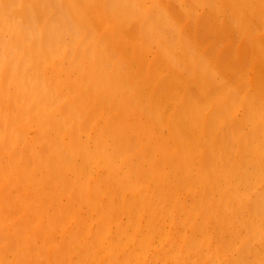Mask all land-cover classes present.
<instances>
[{
  "label": "rangeland",
  "instance_id": "rangeland-1",
  "mask_svg": "<svg viewBox=\"0 0 264 264\" xmlns=\"http://www.w3.org/2000/svg\"><path fill=\"white\" fill-rule=\"evenodd\" d=\"M242 1L243 0H213L202 10H199L197 17L191 12L190 16L192 15V17L189 16L187 19L183 18L182 23L178 25L177 23L181 22L182 18H179L180 15L177 17L176 13L179 14L180 12L178 8L182 11L186 9L188 0H146V3L144 2L146 5L144 8L139 9L140 11L138 10V14L153 9V14L159 15V17L155 18V21L153 19L145 20V25L139 23L135 24L138 27H134L133 30L135 29V32H133L137 33L138 36L136 34L134 36H137V38L139 37L138 40H134L135 37L133 38V33L130 30V33L127 31L129 33L127 39L130 38L129 36H132L130 40L128 39L127 45L129 46L125 45L127 40L125 41L123 36L111 39L109 32H107L105 36L108 37V44L110 42V45H113L115 50L112 49V54H108L110 60L103 58L101 63L106 67L108 72L113 74L118 82V88L114 94H110L109 96L106 94L105 97L100 96L99 99L96 96V86L92 81L86 82V84L82 86L79 83H74L69 86H60V80H58L57 75L50 72V68L56 61L49 59L50 62H48V65L44 62L45 64H42L43 67L38 66L39 62L37 59L41 54L37 59L36 56H34L35 53L31 56L33 52L30 49V44L36 43V39L39 38V33H37L36 37V32L31 34V31L27 29V25L19 27L18 23L17 26L19 30L17 35L9 38L6 36V32L3 33L4 35L2 34L3 41H6L0 44V57L1 55L4 56V59L2 57V59H0V264H67V262L68 264H122V262L125 264L126 262L127 264H191L192 262H194V264H228L230 261L233 262L229 264H248L249 262V264H264V233H258L263 232L262 230L264 229V154H262L264 151L262 131L264 130L261 131V129L264 128V100H261L264 99V95L261 96L262 94H259H264V81L261 83L262 78L264 79V74L262 75V69H264L262 68L264 67V55H261L264 54L262 52V50L264 51V0H249L250 5H252H249V7L253 9V12L250 14L248 13L249 8H240V5L243 4ZM233 2L237 10L231 13V16L233 17L234 14L238 15V13H240L238 17L235 16L237 19H242L243 24L240 26L239 23H237V21L234 22L232 18L231 21L234 22H232L234 28L232 27L231 29V26H227L228 22L221 16L220 12L225 7V4H231ZM56 5L55 3L54 6ZM175 8L177 11H175ZM213 11L214 13H219L222 17V20L219 19L218 21V25H220L218 28L220 30L219 32L224 31L223 34L225 36L221 38L223 34H217L215 35V40L210 39V41L208 40L206 43L203 42V38L200 36L197 23L200 24L199 19L204 13ZM121 14L124 15V11H122ZM124 16H122V18H116V22L121 25L123 30L124 25H126L127 28V24L130 23L129 19L133 20L134 17L132 16H134V12ZM166 16H168L169 19ZM247 17L250 19V24L248 20L245 19ZM178 19L181 20L178 21ZM69 20L67 16L68 25L64 30H68L72 38L78 34H75L76 32H81L82 34L80 33V35L77 36L79 38H76L77 40L74 41L75 43L73 42L74 46L71 43L73 40L71 41V39L67 37L68 39L66 40L69 43L65 45L64 42L62 50L63 55L68 54V58L72 60L80 52V43H83V48L87 47L86 51L90 50L92 53L91 38L97 32L93 35L92 33L97 31V29L91 26L95 24L92 23L93 25H87L88 28L92 30L89 32L87 31V33L89 36L92 35V37L86 40L87 37L83 33L80 25L75 22L76 25L73 24L74 26L72 25L70 27L71 23ZM245 20H247V23ZM151 21H154V25ZM261 22L263 23L261 24ZM175 25L176 27H174ZM258 25L261 27L258 28ZM253 26L254 30L252 28ZM150 27H154L155 42L153 41V44L152 40L154 39L151 40V38H153L154 35L151 37L150 29L152 28ZM235 27L237 30L233 33ZM76 29H79V31ZM260 29L262 30L260 31ZM255 30L256 33H253ZM235 36L238 37L236 38ZM208 37L210 38V36ZM116 39L118 40L116 41ZM139 39L142 40L139 41ZM172 40L174 41V44H172L173 47H177V49H175V47L174 50H179V55H177V52L176 55L173 52L174 55L171 56V52L173 51L171 45V42H173ZM205 40L206 39H204V41ZM220 40L222 44L219 45ZM248 41L249 43L246 44ZM146 42H148V44ZM4 43L6 46H4ZM234 43L237 44L235 45ZM119 44H122V46ZM192 44L196 46V49L199 48L197 51L198 53L195 54L197 56L193 57L196 58L192 60L193 62L191 61V55H193L192 49L194 48ZM214 45L217 46L215 47ZM244 45H246L247 48ZM248 45L250 52L255 56L251 58L250 54V58L253 59H250V63L247 58ZM104 46L105 45H102L101 48ZM162 46H164V48ZM150 47L151 49L153 48V50H150ZM190 47H192L191 50ZM210 47L212 49L218 48L214 49L212 52L213 57L210 56L212 59L210 57L208 58L211 61L213 60V62L210 61L212 66H214L213 68H211V64L209 65V60H204L210 53L203 58L201 56L207 50H209V52L212 51ZM165 48H167L168 51H165ZM244 48L245 50H243ZM196 49H193L194 52ZM143 50L144 54L146 53L145 57H148L144 60L147 61L144 62L146 64L142 62V59H144L141 55V53L143 54ZM159 50L162 54H160ZM162 51H164L166 55ZM188 51H191V54L190 52L188 53ZM223 52L225 53L223 54ZM231 52L236 57V59L234 58L236 61L234 60L232 62H234V64L237 62L236 65L238 64V66L235 68H233L234 66H229L228 70L226 69L227 64H224V66L223 62L226 61L229 55H231L230 59L232 60L234 56H232ZM125 53H129L128 56ZM158 54L160 55L156 56ZM161 55L165 66H167V70L166 68H161L164 65L160 66L161 69L159 68V62H161L159 58ZM189 55L191 56L190 59ZM175 56H179V58H177L178 61L176 59L174 60V58H176ZM245 58L246 61L244 60ZM128 59L130 62H127ZM201 59H203L202 61H204V63L200 61ZM227 62L230 64V61ZM5 63H8V65L5 70H3V65ZM142 63L143 65H141ZM26 64L28 65L26 66ZM14 65L13 71L12 68ZM179 65H181V67H179ZM204 65L208 66V70H211L208 71V77L203 74ZM222 66L224 70H227H225L226 72H224ZM242 66L247 67L248 70H243ZM237 68L240 70L238 69L237 71ZM36 70H38V73L33 74ZM141 70L142 75H140ZM189 70L190 72H188ZM11 71L13 75H11ZM156 71H158L159 75ZM245 71L247 72L245 73L247 79L245 75L243 78L239 77L240 75L243 76V72ZM156 74L158 75L157 77L155 76ZM187 74H189V78L188 76L186 77ZM220 74L226 75H223L224 79L221 78L217 80ZM72 76L73 74L70 75V77ZM138 76H141L140 80ZM172 76H174L173 78L175 79L170 82L169 79H171ZM257 76L259 78L255 79ZM181 77L184 80L186 78L191 80H185L190 90H188V88L181 89L177 87L180 89L179 92H174V87L177 86L174 84L176 78L181 80ZM219 77H222V75ZM236 78H238V80ZM6 80L8 82H6ZM135 80L138 82L141 81V85L139 86V84H136ZM129 81L132 82L134 87L132 91L127 90L128 88H133L130 87ZM232 81L236 83L234 84ZM53 82L55 85H53ZM167 82L171 83V85L172 82H174L173 85L175 86L169 87L167 86ZM254 82H257V84L253 85ZM230 83L234 85L230 87ZM148 84L150 85L148 90H146L148 87L146 89L143 88L145 85L148 86ZM165 84H167L166 89L164 87ZM48 85L53 87V91H50L52 94L49 98H44L43 95L39 96L38 93L40 92L33 95L30 93L29 96L28 92L20 89V86H22L28 91H33L35 88L37 90H44ZM160 85H162V87ZM241 85L242 87H240ZM245 85H247V88ZM195 86L196 88L198 87L197 90ZM218 87L219 91L217 89ZM243 87L246 88L244 92L241 90L244 89ZM169 88L172 89L168 90ZM213 88L214 91L216 89V92L212 91ZM204 89L205 92L203 91ZM162 90L165 91V95ZM192 90H194V92H192ZM169 91H171L172 94L174 93L175 96L179 94L178 97H175L176 103L184 101L188 109L189 104H191L190 110L195 108V103L198 104L203 100V103L206 104V100H210L209 104L207 102L206 105L208 107H204L206 108L204 117H199L198 123L194 125L196 131L193 130L192 120L189 119V122H185V117H178V121L182 119L183 121L175 127L176 131H173L174 129L170 126V117H167L172 110L170 109L168 111L167 108H164L166 104H164L165 101L163 102V98H161L167 95L169 96ZM23 92H25L26 96L23 95ZM171 92L170 96H173ZM212 92H214L213 95L215 94L213 98L211 96ZM240 92L242 93L239 94L242 95L240 99L237 101L235 97L233 100L232 98L235 94L238 95ZM193 93L194 96H192ZM223 93L224 95L221 96L220 94ZM208 94L211 98H209L210 96H208ZM216 94H218L217 97ZM249 94L250 97H248ZM124 95L125 98H123ZM133 96H136V98L132 99ZM251 96H253L254 101L257 103L259 102V104H257L258 106H256V102L252 103L250 106V103L253 101L251 100ZM190 97L193 98L190 100ZM206 97L208 99L205 100ZM170 98L172 99V97ZM237 98H239V96H237ZM248 98H251L249 107H245V104H248ZM161 99L162 103L160 106ZM173 99L171 101H173ZM229 99H232L234 102L237 101V109L233 107L235 104L229 101ZM131 100L133 101L129 105L131 108L124 111V104ZM144 100L146 104H144ZM218 101L226 103V106H228L226 108H228V110L232 108V110H230L231 118L219 117L221 123L218 122L219 124H217L216 122L212 129L206 132V125L210 118L207 117L208 112ZM261 101L263 102L260 104ZM203 103H201L202 106H204ZM152 104L155 108L157 106V110L164 105L162 109H164V112L167 109V115L165 114L164 118L161 116L164 113L160 115L162 118L148 117V111L151 115L150 109ZM261 109H263V111ZM246 110L256 113L261 110L259 113L262 116L249 117L246 123L243 115L246 113ZM135 113L138 117H128L130 114L133 116ZM232 113L234 116L231 115ZM53 118L54 121L43 129L41 122H46ZM158 118L161 123L157 120ZM221 118L224 122H222ZM163 120L165 121L162 123ZM122 122L127 123L123 132L124 149H121L119 145L116 146V136L113 135L114 130ZM157 123L160 124L158 125ZM250 123L253 126H251ZM216 128L217 130H215ZM183 129L184 131H191L192 129L194 133L197 132L196 134H198V136H195L197 139L195 137V140H192L194 138L191 139L194 141V144L192 141L189 145H187L188 143L182 144V142L185 141L183 136L182 138L180 137V132H184ZM149 131L154 132L151 138L148 134ZM252 135L254 136L252 137ZM211 137H213V139ZM247 137L251 139L253 148L251 150L253 151L256 148L252 160L251 157L253 156V152L251 150L247 151L246 149L242 150L241 146L237 143V139L243 140ZM226 140L228 141L226 142ZM257 141H259L257 143L259 145H253L256 144ZM106 143H108V146L104 151L102 147ZM94 145L100 147L103 151V157H97L95 162L88 159L86 156V153L94 149ZM170 148L171 150H169ZM197 148L200 149V153L197 152ZM55 149L59 150L62 158L65 159V164H57L55 162V154L53 152ZM188 149H191L192 152L194 149L195 152L199 153L198 155H196L197 153L195 154L196 157H194V153H191V157H193L190 158V161L192 163L196 161L199 162L204 156L208 157L212 162L219 161V163H221L226 157L227 159H225V161L228 160L229 164L232 165L239 160L240 156H246L247 160H251L245 161L248 164L250 163L249 165L246 164V168L250 166L254 171L253 180H255V182L249 179H239L241 171L234 170L235 173H231L229 179L232 183L237 182L236 186L224 185L222 180L216 179L213 185L200 186L203 188L207 187L205 190L197 187L194 189L196 192H193L192 187L188 183H185L184 186L177 183L180 175L177 171L168 175L170 178L168 183H155L151 185L150 173H148V175L144 173L140 174L134 169L137 165H142L145 169H148L155 166V163L156 165L159 163L157 167H161V165H164L162 164V160L165 156H170L173 160L180 157V155L184 156L190 153ZM137 159L138 161H135ZM127 163H131L130 165L132 166L124 168V165ZM178 163L179 160L177 161V164ZM111 164L116 168V170H114L115 173L113 170L107 169ZM256 164H258L259 167ZM224 165L228 166L226 164ZM256 166L260 171L257 170ZM124 171H129L128 176H130L131 179L129 177L127 179L130 180V183L124 179ZM261 172L263 176L260 175L262 174ZM260 177L262 179H260ZM147 178L149 179L146 185L145 182ZM97 179H99V181H97ZM136 179H138V181ZM131 180L136 184H132ZM251 182H254V184H250ZM226 185H228V189L223 191L222 189ZM241 190L243 194L242 192L240 194L243 196L245 192H249L248 194L245 193L248 195L247 199L245 195L243 197L244 202L242 201L239 204L237 203V197H239V192ZM198 196L202 198L203 204L207 209L203 216H198L202 220L200 225L191 228L192 223L190 215L193 213L190 214L188 209H195L194 207L199 203ZM251 199L256 201H258V199L260 200L259 205L262 207L260 209L261 211L259 212L254 206L250 215L251 217H245L248 213L238 214L236 208L242 209L243 205L248 203ZM132 202L133 205L131 204ZM170 203L173 204L170 205ZM207 203L209 204L207 205ZM142 204L148 206L144 213L141 211V206H144ZM169 206H171V209ZM168 209H170L169 213ZM136 216L138 218H135ZM260 220L261 222H259ZM85 222L87 225L84 224ZM142 223L146 226L142 225ZM229 224L231 225L229 226ZM256 225L260 229L255 227ZM87 226H89V228ZM85 227L87 228L85 229ZM144 227H147L148 230H144ZM123 229L128 230L130 236L134 230L132 236L137 245H134L133 241L132 247L135 246L133 251L122 248L124 247L123 241L121 240L122 234L118 232ZM236 229L237 231H235ZM201 230L203 232H208L206 233L207 235L211 234L208 236L209 239L203 236ZM164 231L167 232L166 238ZM183 232L186 233L183 235ZM198 232L200 233L198 234ZM195 233L197 234L195 235ZM161 234L164 235V237H162ZM244 234L245 238L239 241L240 236L244 237ZM147 236L149 237L148 240H146ZM181 236L183 237L182 239L180 238ZM247 236L250 237L248 238ZM257 236L260 239H258ZM126 237L127 233L124 234V241ZM246 237L248 238L247 240ZM205 238L207 242H205ZM109 240L114 243L113 252L109 251V248L106 247L108 246L107 242ZM156 240L157 242H155ZM259 241L261 242L259 243ZM120 242L121 244H119ZM205 243L207 245H205ZM253 243L255 245H253ZM80 244L81 246H79ZM179 244L180 246H178ZM250 247L251 249L249 250L252 251V253L248 250ZM123 251H126L128 254L125 253V255H123ZM143 251L147 254H144ZM91 252H93L92 259ZM132 252L134 256H131ZM217 253L218 255L216 256ZM255 254L258 255L256 256ZM112 256L115 257L114 260ZM222 258L223 260H221ZM252 258L256 260L252 261ZM193 259L195 261H193ZM111 260H113V262Z\"/></svg>",
  "mask_w": 264,
  "mask_h": 264
},
{
  "label": "bare ground",
  "instance_id": "bare-ground-1",
  "mask_svg": "<svg viewBox=\"0 0 264 264\" xmlns=\"http://www.w3.org/2000/svg\"><path fill=\"white\" fill-rule=\"evenodd\" d=\"M146 1V0H145ZM145 1H142V0H0V44H2L4 41H6V40H4L3 41V33H7V35L6 36H8L9 38H11V37H14L15 35H17L18 34V30H19V28H18V26H17V24L19 23V27L20 26H24V25H27V29L28 30H30L31 31V34H33L34 32H36V37H37V33H39L38 34V36H39V38L38 39H36V43H31L30 44V49L32 50V52L33 53H31V56L35 53V55L34 56H36V59L38 58V56L40 55V57L37 59L38 60V62H39V64H38V66H42V64L44 65L45 63L44 62H46V65H48V62H50V60H52V61H56L55 63H54V65L50 68V72L52 73V74H55V75H57V77H58V80H60V86H62V85H66V86H69V85H71V84H74V83H79V84H81V86L82 85H85L86 84V82H89V81H92L93 82V84L96 86V96L98 97V99L100 98V96H106V94L109 96L110 94H114L115 93V91L117 90V88H118V82L116 81V79H115V77L113 76V74L111 73V72H108L107 71V69H106V67L101 63V61H102V59L103 58H106L107 60H110L109 59V57H108V54H112V52H113V50H115V47L113 48V45H110V42H109V44H108V37H105L106 35H107V32H109V35H110V38L111 39H115V38H118V37H120V36H123L124 37V40L126 41L127 40V43H125V45L126 46H129V45H127L128 44V41L130 40V38L132 37V36H129L130 38H128L127 39V35H129V30L133 33L132 35H133V38H134V40H138V38H137V33H134L135 32V29L133 30V28L135 27H138L137 25H135V24H137V23H139V24H143V25H145V20H147V19H149V20H151V19H155V18H158L159 17V15L157 16V14H153V9L152 10H147L146 12H144V13H140V14H138V10L139 9H142V8H144V6L146 5L145 3ZM177 1V0H176ZM187 1V0H186ZM211 1H213V0H188V6L186 7V9H184L183 11L182 10H180L178 7H176V8H178V11H180L179 12V14L178 13H176L177 14V17L179 16V18H182V20H181V22H178V21H180L179 19H178V25H180V23H182V21H183V18H185V19H187L189 16H190V14H191V12H192V14L194 15V16H198V12H199V10H202L206 5H208ZM145 2V3H144ZM165 2V1H164ZM174 2V1H173ZM55 3L57 4L56 6H54L55 5ZM178 3V2H177ZM213 3V2H212ZM211 3V4H212ZM242 3L243 4H241L240 5V8H249V14L251 13V12H253V9L251 8V7H249V5H250V1L249 0H243L242 1ZM161 4H162V2H161ZM260 4V3H259ZM259 4H257V5H259ZM163 5V4H162ZM165 5V4H164ZM185 6V5H184ZM250 6H252V5H250ZM263 6V5H262ZM59 7H60V9H59ZM254 7V6H253ZM56 8H58V9H56ZM175 8V11H177V9ZM236 8V6H235V3L233 2V3H228V4H225V7L223 8V10L220 12V14H221V16L226 20V22H228V25L227 26H231L230 28L232 29V27L234 28V22H236L237 21V23H239V25L241 26L242 24H243V20L242 19H237V17L239 16V14L240 13H238V11H237V13H238V15L237 14H234V16H235V18H234V16L232 17L231 16V13H233L234 11H236L237 9H235ZM155 9V8H154ZM163 9V8H162ZM239 10V9H238ZM122 11H124V15H126V14H128V13H131V12H134V16H132V17H134L133 18V20H131V19H129V21H130V23L129 24H127V28H126V25H124V30H123V28L121 27V25L120 24H118L117 22H116V18H119V17H121L122 18V16H124V15H122L121 13H122ZM140 11V10H139ZM240 11V10H239ZM261 11V10H260ZM156 12V11H155ZM262 12H263V10H262ZM214 11L213 12H206V13H204L202 16H201V18L199 19V23L200 24H198L197 23V26H198V29H199V32H200V36H201V38H203V42H206V41H210V39L211 40H215L216 38H215V35H217V34H223L224 33V31H221V32H219L220 30H219V28H218V26H220V25H218L219 24V19H221L222 20V17L220 16V14L219 13H214ZM248 14V15H249ZM260 14V13H259ZM55 15V16H54ZM233 15V14H232ZM247 15V16H248ZM263 15V14H262ZM262 15H261V17H262ZM67 16H68V20H69V22L71 23V25H70V27L74 24V25H76V23L75 22H77L79 25H80V27H81V29L83 30V33L86 35V40L88 39H90L91 37H92V35L94 34V33H96L91 39H92V53H91V51L90 50H87L86 51V49H87V47H85V48H83V43H80V52H79V54L78 55H76L72 60H70V58H68V54H65V55H63V53H62V50H63V47H64V42H65V45L66 44H68L69 42H67V40L66 39H68L67 37H69L70 39H71V43H72V45H73V42L74 41H76L77 39L76 38H79V37H77V36H79L80 35V33L81 32H76L75 34H77V35H75L74 37H75V39H74V37L72 38L71 37V33H69L68 32V30H64L65 29V27L68 25V21H67ZM125 17V16H124ZM168 19H169V17L168 16H166ZM190 17H192V15L190 16ZM261 17H260V20H261ZM120 18V19H121ZM232 18H233V21H231L232 20ZM167 19V20H168ZM191 19V18H190ZM245 19H247L248 20V23L250 24V19H249V17H247V18H245ZM247 20H245V22L247 23ZM134 21V22H133ZM155 21V20H154ZM154 21L152 22L151 21V23L153 24L154 23ZM169 21V20H168ZM167 21V22H168ZM147 22V21H146ZM190 22H191V20H190ZM233 22V23H232ZM245 22H244V25H245ZM258 22H259V20H258ZM92 23H94L95 25H93ZM150 23V24H151ZM263 22H261V24H262ZM88 24H92L93 26H91V27H94V29L96 28L97 29V31H94L93 33H92V35H88V33H87V31L89 32V31H92V30H90L91 28H88ZM147 24V23H146ZM149 24V25H150ZM151 24V25H152ZM176 24V23H175ZM190 24H192V23H190ZM258 24V23H257ZM73 25V26H74ZM129 25H131V26H129ZM150 25V26H151ZM154 25V24H153ZM168 25V24H167ZM260 25V24H259ZM259 25H258V28H260L259 27ZM147 26V25H146ZM146 26H145V28H146ZM190 26H192V25H190ZM76 27V26H75ZM128 27H130V28H128ZM132 27V28H131ZM174 27H176V25L174 26ZM34 28V29H33ZM142 28H143V26H142ZM150 28H152V29H150L151 30V37L153 36V38H151V40L152 39H154V40H152V44L155 42V34H154V31H153V28L154 27H150ZM186 28V27H185ZM192 28V27H191ZM191 28H190V31L192 32V30H191ZM197 28V27H196ZM229 28V29H230ZM253 28V30H254V26L252 27ZM80 29V28H79ZM79 29H76L77 31H79ZM159 29V28H158ZM175 29V28H174ZM173 29V30H174ZM137 30V29H136ZM237 29H236V27H235V30H233V33L236 31ZM262 29H260V31H261ZM39 31V32H38ZM123 31H124V33H123ZM129 33H128V32ZM134 31V32H133ZM159 31V30H158ZM259 31V30H258ZM257 31V32H258ZM156 32V31H155ZM173 32V31H172ZM253 32V31H252ZM190 33V32H189ZM253 33H256V30H255V32H253ZM3 34V35H2ZM82 34V33H81ZM98 34V35H97ZM124 34V35H123ZM137 35V36H134V35ZM187 34V33H186ZM192 34V33H191ZM148 35V34H147ZM149 35V36H150ZM172 35V34H171ZM188 35V34H187ZM212 35V36H211ZM231 35H232V32H231ZM235 35V34H234ZM160 36V35H159ZM175 36V35H174ZM185 36V35H184ZM207 36V37H206ZM208 36H210V38L208 37ZM221 36V35H220ZM224 34L221 36V38H224ZM122 37V38H123ZM148 37V36H147ZM172 37V36H171ZM177 37V36H176ZM187 37V36H186ZM191 37H193V36H191ZM236 37V36H235ZM238 37V36H237ZM236 37V38H237ZM240 37H241V35H240ZM159 38V37H158ZM158 38H156V39H158ZM185 38V37H184ZM190 38V37H189ZM220 38V39H221ZM7 39V38H6ZM148 39V38H147ZM150 39V38H149ZM173 39H174V37H173ZM190 39H193V38H190ZM204 39H206L205 41H204ZM218 39V38H217ZM226 39H227V37H226ZM29 40V39H28ZM85 40V41H86ZM118 39H116V41H117ZM140 40H142V39H139V41ZM186 40V39H185ZM222 40V39H221ZM221 40L219 41V45L220 44H222V43H220L221 42ZM247 40V39H246ZM2 41V42H1ZM112 41V40H111ZM146 41H148V40H146ZM154 41V42H153ZM173 41V40H172ZM191 41V40H190ZM199 41V40H198ZM263 41H264V37H263ZM194 42V41H193ZM75 43V42H74ZM147 44H148V42H146ZM149 43H151V42H149ZM169 43V42H168ZM189 43V42H188ZM207 43V42H206ZM247 43H249V41L248 42H246V44ZM108 44V45H107ZM122 44H123V42H122ZM122 44H119V45H121L122 46ZM131 44H132V42H131ZM166 44V43H165ZM172 44H174V41L173 42H171V45ZM186 44V43H185ZM216 44V43H215ZM217 44H218V41H217ZM235 45L237 44V43H234ZM102 45H105L104 47H102L101 48V46ZM161 45H163V44H161ZM234 45V46H235ZM256 45V44H255ZM4 46H6V44L4 43ZM74 46V45H73ZM166 46V45H165ZM168 46H170V45H168ZM175 46V45H174ZM190 46H191V42H190ZM192 46H194L193 44H192ZM204 46H205V44H204ZM212 46H213V44H212ZM215 46V45H214ZM217 46V45H216ZM215 46V47H216ZM242 46V45H241ZM245 47H246V45H244ZM66 47V46H65ZM132 47V46H131ZM152 47V46H151ZM151 47H150V50H153V48L151 49ZM163 48H164V46H162ZM172 47H173V45H172ZM176 47V46H175ZM175 47H173V51L171 52V56H173L174 54L176 55V52H177V55H179L178 54V51L179 50H177V51H175L174 50V48ZM196 46H194V48L193 49H196L195 48ZM198 47V46H197ZM258 47V46H257ZM128 48V47H127ZM130 48V47H129ZM158 48H160V47H158ZM171 48V47H170ZM201 48V47H200ZM211 48V47H210ZM214 48V47H213ZM234 47L232 46V49H233ZM247 48V47H246ZM113 49V50H112ZM175 49H177V47L175 48ZM186 49H187V45H186ZM192 49V47H190V50ZM192 49V53H193V55H195V54H197L198 52V49H196V51L194 52V50ZM212 49V48H211ZM214 49H218V48H214ZM214 49H212V51H210L209 52V50H207L206 52H204L201 56H202V58L203 57H205L208 53H210V55L209 56H207V58L205 57L204 58V60H209L208 58L210 57V56H212L213 57V54H212V52L214 51ZM21 50V49H20ZM72 50V49H71ZM126 50V49H125ZM145 50V49H144ZM144 50H143V54L141 53V55H142V57H144V59H142L143 61V63L144 62H147V61H144L145 60V58H148V57H145V54H144ZM162 50V49H161ZM164 50V49H163ZM171 50V49H170ZM234 50V49H233ZM232 50V51H233ZM243 50H245V48L243 49ZM165 51H168L167 50V48H165ZM216 51V50H215ZM12 52V51H11ZM126 52V51H125ZM128 52V51H127ZM159 52H160V54H162L161 53V51L159 50ZM162 52H164V51H162ZM173 52H174V54H173ZM190 52V54H191V51H188V53ZM250 52V49H249V45H248V53ZM262 52L264 53V51L262 50ZM62 53V54H61ZM70 53H71V51H70ZM148 53H149V51H148ZM152 53V52H151ZM168 53V52H167ZM225 52H223V54H224ZM245 53V52H244ZM243 53V54H244ZM248 53H247V58L249 59H247L248 61H249V63H250V59L251 58H253V57H255L254 55H252V53L250 52L249 53V55H248ZM125 54H127V53H125ZM129 54V53H128ZM128 54H127V56H128ZM150 54V53H149ZM160 54H158V55H156V56H159ZM164 54H165V52H164ZM163 54V55H164ZM169 54H170V52H169ZM168 54V55H169ZM231 54H232V56H234L233 55V53L231 52ZM242 54V55H243ZM250 54H251V58H250ZM70 55V54H69ZM115 55H117V54H115ZM115 55H113V56H115ZM144 55V56H143ZM166 55V54H165ZM188 55V54H187ZM193 55H191L192 56V58H191V56L189 57V59L191 58V61L192 60H194V59H196V58H193V57H196L197 55H195V56H193ZM261 55H264V54H261ZM126 56V57H127ZM181 56V55H180ZM222 56V55H221ZM1 57L4 59V56H2L1 55ZM0 57V59H2ZM151 57V56H150ZM176 57V56H175ZM212 57H210L211 59H212ZM115 58V57H114ZM128 58V57H127ZM177 58H179V56L178 57H176V58H174V60L176 59L177 60ZM231 58V55H229L228 56V58L227 59H230ZM236 59V57L234 56V57H232V60L230 59V60H227L226 59V61L225 62H223V65L224 64H227L226 65V69H228L229 68V66H234L233 68H235V67H237L238 66V64L236 65V63L234 64V62H232V61H234L235 59ZM50 59V60H49ZM157 59H158V57H157ZM160 60H161V62H162V60H163V57H162V55L160 56V58H159ZM49 60V61H48ZM141 60V59H140ZM180 60H181V57H180ZM203 59H201L200 61H202ZM245 61H246V58L244 59ZM251 60H253V59H251ZM2 61V60H1ZM127 61V60H126ZM178 61V60H177ZM211 60H209V62H210ZM227 61H230V64L227 62ZM236 61V60H235ZM248 61H247V63H248ZM118 62V61H117ZM116 62V63H117ZM127 62H130L129 61V59H128V61ZM152 62V61H151ZM161 62H159L160 63V65H159V68H160V66H163V67H161L162 69L163 68H166L167 66H165V63H164V60H163V62L162 63H164V64H162ZM190 62V61H189ZM193 62V61H192ZM191 62V63H192ZM203 63H204V61H202ZM207 62V61H206ZM211 62H213V60L211 61ZM209 63V65L210 66H212V63ZM231 62H232V64H231ZM253 62V61H252ZM1 63V62H0ZM14 63V62H13ZM143 63L141 64V65H143ZM199 63H201V62H199ZM208 63V62H207ZM261 63H262V61H261ZM97 64H100V65H97ZM119 64V63H118ZM144 64H146V63H144ZM176 64V63H175ZM183 64V63H182ZM181 64V65H182ZM245 64H246V62H245ZM1 65V64H0ZM7 65H8V63H5L4 65H3V70H5V68L7 67ZM28 64H26V66H27ZM152 65V64H151ZM150 65V66H151ZM181 65H179V67H181ZM202 65V64H201ZM200 65V66H201ZM219 65V64H218ZM236 65V66H235ZM243 65V64H242ZM261 65H263V64H261ZM109 66V65H108ZM125 66V65H124ZM132 66H133V64H132ZM190 66V65H189ZM225 66V65H224ZM228 66V67H227ZM245 66H247V65H245ZM243 67L242 69L244 70H248L247 69V67ZM260 66V65H259ZM1 67V66H0ZM14 67H15V65L13 66V71H14ZM24 67H25V65H24ZM23 67V68H24ZM43 67V66H42ZM155 67V66H154ZM208 66H206V65H204V71H203V74H205L207 77L209 76L208 75V71L210 70H208V68H207ZM214 66H212L211 68H213ZM218 67H220V66H218ZM26 68V67H25ZM125 68V67H124ZM160 68V69H161ZM189 68V67H188ZM207 68V69H206ZM222 68H223V70H224V67L222 66ZM259 68V67H258ZM262 68H264V67H262ZM159 69V70H160ZM175 69V68H174ZM180 69V68H179ZM201 69V68H200ZM225 69V70H226ZM232 69V68H231ZM238 69L239 68H237V71H238ZM10 70V69H9ZM124 70V69H123ZM134 70H135V68H134ZM144 70H145V67H144ZM144 70H143V72H144ZM166 70H167V68H166ZM190 70H192V69H190ZM190 70L188 71V72H190ZM207 70V71H206ZM224 70V72H226ZM229 70V69H228ZM234 70V69H233ZM240 70V69H239ZM259 70V69H258ZM40 71H42V70H40ZM151 71V70H150ZM211 71V70H210ZM232 71V70H231ZM230 71V72H231ZM12 72V71H11ZM157 72V74L159 75V73H158V71H156ZM163 72V71H162ZM161 72V73H162ZM166 72V71H165ZM207 72V73H206ZM240 72V71H239ZM259 72V71H258ZM264 72V69H262V75L264 74L263 73ZM36 73H38V70H36L33 74H36ZM129 73V72H128ZM151 73V72H150ZM160 73V74H161ZM245 73H247L246 71L245 72H243V76L242 75H238L239 77H241V78H243V77H245L246 76V79H247V75L245 74ZM256 73V72H255ZM73 74V76L72 77H70V75H72ZM155 75L156 77L158 76V75ZM258 74V73H257ZM11 75H13V72H12V74ZM10 75V76H11ZM140 75H142V70H141V74ZM189 74H187L186 75V77L188 76ZM201 75V74H200ZM222 75V77H219V76H221ZM223 75H226V74H220V75H218V78H217V80L218 79H221V78H223L224 76ZM245 75V76H244ZM155 76H154V78H155ZM191 76V75H190ZM204 76V75H203ZM216 76V75H215ZM235 76V75H234ZM259 76V75H258ZM255 77V79L256 78H259V77ZM47 77H48V75H47ZM139 78V80H140V77L141 76H138ZM174 76H172L171 77V79L173 78ZM8 78H10V77H8ZM55 78V77H54ZM182 78V77H181ZM188 78H189V76H188ZM188 78H186L185 80H190V79H188ZM192 78V77H191ZM232 78V77H231ZM48 79V78H47ZM157 79V78H156ZM171 79H169L170 80V82L171 81H173L175 78H173L172 80ZM224 79V78H223ZM237 80H238V78H236ZM260 79H261V77H260ZM55 80V79H54ZM182 80H184L183 78L181 79V80H179L178 78H176V82L174 83V82H172V85H171V83H169V82H167V84H165V89L167 88L166 87V85L167 86H175V85H177V86H175L174 88H175V90H174V92H176V91H178L179 92V88H177V87H180L181 89H186V88H188V86L186 85V81L184 80V81H182ZM202 80H203V77H202ZM208 80H209V78H208ZM207 80V81H208ZM236 80V81H237ZM241 80V79H240ZM136 81V84H139V86L141 85V81L140 82H138L137 80H135ZM191 81V80H190ZM190 81H188V82H190ZM199 81H200V78H199ZM220 81V80H219ZM230 81V80H229ZM254 81V80H253ZM257 81V80H256ZM262 81H264V79L262 78V80H261V83H262ZM6 82H8L7 80H6ZM55 82V81H54ZM53 82V83H54ZM122 82V81H121ZM138 82V83H137ZM162 82V81H161ZM163 82H164V80H163ZM201 82V81H200ZM233 82V81H232ZM5 83V82H4ZM129 83V85H130V87H133V84H132V82L131 81H129L128 82ZM146 83H149V82H146ZM151 83V82H150ZM166 83V82H165ZM173 83L175 84V85H173ZM234 83V82H233ZM231 84L230 83V87H231V85H234V84ZM244 83V82H243ZM243 83H242V85H243ZM6 84H8V83H6ZM5 84V85H6ZM190 84V83H189ZM203 84V83H202ZM229 84V83H228ZM227 84V85H228ZM257 84V82L255 83L254 82V84L253 85H256ZM53 85H55V83L53 84ZM196 85H198V84H196ZM242 85L240 86V87H242ZM262 85V84H261ZM60 86H59V88H60ZM150 85L148 84V86L147 85H145L143 88H147L146 90H148L150 87H149ZM161 87H162V85H160ZM247 85H245V87H246ZM142 87V86H141ZM159 87V86H158ZM262 87V86H261ZM263 87H264V82H263ZM195 88H196V86H195ZM198 88V87H197ZM197 88H196V90H197ZM244 88V87H243ZM247 88V87H246ZM246 88H244V89H241L242 90V92H244V90L246 89ZM20 89H22V91H25V92H28V95L30 96V93H31V95H33V94H37L38 92H40V93H38L39 94V96H41V95H43V97L44 98H49L50 96H51V94H52V92H50V91H53V87L51 86V85H48V86H46V88L44 89V90H41V89H34L33 91H28L25 87H22V86H20ZM104 89H105V91H104ZM134 89V87L133 88H128L127 90L128 91H132ZM159 89V88H158ZM164 89V90H165ZM172 88H169L168 90H171ZM177 89V90H176ZM193 89H194V87H193ZM218 89V91H219V87L217 88ZM263 89V88H262ZM102 90H103V92H102ZM142 90H144V89H142ZM145 90V91H146ZM164 90H162L163 91V94L165 95V91ZM188 90H190V87L188 88ZM195 90V89H194ZM194 90H192V92H194ZM224 90V89H223ZM155 91H157V90H155ZM204 92H205V89L203 90ZM212 91H214V88H213V90ZM226 91V90H225ZM224 91V92H225ZM227 91H228V89H227ZM260 91V90H259ZM25 92H23V95L24 96H26V94H25ZM146 92H148V91H146ZM158 92H160V91H158ZM157 92V93H158ZM170 92L171 91H169V96L167 95V93H166V95L167 96H165V97H161V98H163V102L165 101V103L164 104H166L165 105V107H164V105H162V107H159L160 109H156L157 108V106H156V104H155V106H156V108L153 106V104H152V107H151V109H150V111H151V115H150V112L148 111V117H159V118H164V116H165V114L167 115V109H168V111L171 109L172 111L167 115V117H170V126L172 127V129H174L173 131H176V126L177 125H179L182 121H183V119L182 120H180V121H178V117H185V122H189V119H191L192 120V127H193V130L194 131H196L195 129H196V127L194 126L196 123H198V120H199V117H204V112H205V109L208 107V106H206L207 105V102H208V104H209V102H210V100H206V99H208L207 97L205 98V100H206V104L205 103H203V100H202V102L200 101L198 104L197 103H195V108L193 109V110H190L191 109V104H189V109L186 107L187 105H185V102L184 101H181V102H179V103H176L175 102V97H178V95L179 94H177L176 96H175V94L173 93L172 94V92H171V94L173 95V96H170ZM201 92V91H200ZM214 92H216V89H215V91ZM214 92H212V94H211V96H212V98H213V96H215V94L213 95V93ZM238 92H239V90H238ZM247 92V91H246ZM245 92V93H246ZM263 92H264V90H263ZM143 93H144V91H143ZM182 93V92H181ZM188 93V92H187ZM192 94V93H191ZM198 94V93H197ZM219 94V93H218ZM218 94H216V97L218 96ZM239 94H242L241 92L240 93H238V95H236L235 94V96L232 98L233 100H234V98L236 97V99H237V101H238V99H240V97L242 96V95H239ZM259 94H262L261 96H263L264 94L263 93H259ZM158 95V94H157ZM164 95H162V96H164ZM181 95V94H180ZM221 96L222 95H224V93L223 94H220ZM186 96H187V94H186ZM192 96H194V93H193V95ZM208 96H210L209 94H208ZM211 96L209 97V98H211ZM237 96H239V98H237ZM259 96V95H258ZM146 97V96H145ZM170 97H172V99H173V97H174V99H173V101H171L172 99L170 98ZM196 97V96H195ZM248 97H250V94L248 95ZM252 97V99L251 98H248V100H247V102H248V104L246 103L245 104V107H249V103H250V99L251 100H253L251 103H250V106L252 105V103H254V102H256V101H254V99H253V96H251ZM123 98H125V95L123 96ZM136 98V96H133L132 97V99H135ZM147 98V97H146ZM145 98V99H146ZM186 98V97H185ZM189 98V97H188ZM191 98H193V97H190V100H191ZM215 98V97H214ZM230 100L229 99V101H231L233 104H235L233 107L234 108H238V104H237V101L236 102H234L233 100ZM260 99H261V97H260ZM139 100V99H138ZM157 100V99H156ZM160 100V99H159ZM189 100V101H190ZM261 100H264V99H261ZM49 101V100H48ZM47 101V102H48ZM94 101V100H93ZM133 101L131 100V101H129V102H127L126 104H124V111H126V110H128L129 108H131V107H129V105L132 103ZM144 102V104H146V102H145V100L143 101ZM191 102V101H190ZM263 101H261L260 102V104L262 103ZM161 103H162V99H161V102H160V106H161ZM201 103H203V105L204 106H202L201 105ZM157 104H158V101H157ZM230 104V103H229ZM237 104V105H236ZM240 104V103H239ZM257 104H259V102L257 103L256 102V106H258ZM263 104H264V102H263ZM201 105V106H200ZM46 106H48V105H46ZM167 108L166 110H165V112L163 111L164 109H162V108ZM204 107H206V108H204ZM226 107H228V106H226V103H222V102H220V101H218V102H216L215 103V105L212 107V109L208 112V116L207 117H210L209 118V120H208V123H207V125H206V132H209L211 129H212V127L216 124V122H217V124H219V123H221V121H219L220 119H219V117H230L231 118V116H230V113H231V111L230 110H232V108H230V110H228V108H226ZM101 108V107H100ZM236 108V109H237ZM64 109H65V106H64ZM147 109V108H146ZM161 109H162V111H161ZM235 109V110H236ZM264 109V108H263ZM263 109H261L262 111H263ZM234 110V111H235ZM260 110V111H261ZM65 111V110H64ZM95 111V110H94ZM253 111H254V109H253ZM260 111H258V113H256V112H250V111H245L246 113H244L243 115H244V118H245V121H246V123H247V121H248V118L249 117H259L261 114L259 113ZM99 112V111H98ZM236 112H237V110H236ZM236 112H234V113H236ZM68 113V112H67ZM146 113V112H145ZM164 113V114H163ZM263 113V112H262ZM78 114V113H77ZM161 114H163V115H161ZM237 114V113H236ZM259 114V115H258ZM162 117H161V116ZM231 115H233L234 116V114L232 113ZM77 116V115H76ZM262 116V115H261ZM263 116H264V114H263ZM5 117V116H4ZM91 117V116H90ZM128 117H138L137 116V114L135 113L133 116L130 114ZM93 118V117H92ZM159 118L157 119L159 122H160V120H159ZM221 118V119H222ZM229 118V119H230ZM252 119V118H251ZM250 119V120H251ZM54 121V118L53 119H49V120H47L46 122L45 121H43V122H41L42 124V126H43V129H45L46 128V126L47 125H50V123H52ZM149 121V120H148ZM147 121V122H148ZM165 120H163L162 121V123L164 122ZM252 121V120H251ZM101 122V121H100ZM150 122V121H149ZM148 122V123H149ZM219 122V123H218ZM222 122H224L223 121V119H222ZM70 123V122H69ZM68 123V124H69ZM91 123V122H90ZM161 123V122H160ZM159 123V124H160ZM126 122H122V123H120L119 125H118V127L114 130V132H113V135L114 136H116V146H120V148L121 149H124V137H123V132H124V129H125V127H126ZM150 124V123H149ZM158 124V123H157ZM158 124V125H159ZM165 124V123H164ZM254 124V123H253ZM10 125V124H9ZM16 125V124H15ZM24 125V124H23ZM250 125H251V123H250ZM17 126V125H16ZM99 126V125H98ZM161 126H163V125H161ZM230 126V125H229ZM234 126H235V124H234ZM251 126H253V125H251ZM10 127H12V126H10ZM22 127V126H21ZM84 127V126H83ZM217 127V126H216ZM17 128V127H16ZM190 128V127H189ZM188 128V129H189ZM160 129V128H159ZM254 129V128H253ZM17 130V129H16ZM193 130L191 129V131H189V130H185L184 131V129H183V131L185 132H180V137L182 138V136L184 137V142H182V144L183 143H188L187 145H189V143H191V141L192 140H195V138L198 136V134H196L197 132H193ZM198 130H199V128H198ZM214 130V129H213ZM215 130H217V128L215 129ZM214 130V131H215ZM262 130H264V128H262L261 129V131ZM64 131V130H63ZM86 131V130H85ZM106 131V130H105ZM172 131V130H171ZM189 131V132H188ZM254 131V130H253ZM87 132V131H86ZM187 132V133H186ZM184 133V134H183ZM148 134H149V136H150V138L152 137V135L154 134V132H152V131H149L148 132ZM182 134V135H181ZM194 134H196V135H194ZM95 135V134H94ZM179 135V134H178ZM192 135H193V137H192ZM212 135H213V132H212ZM196 136V137H195ZM254 135H252V137H253ZM146 137H147V135H146ZM177 137V136H176ZM175 137V138H176ZM195 137V138H194ZM76 138V137H75ZM163 138V137H162ZM178 138V137H177ZM192 138H194V139H192ZM212 139H213V137H211ZM262 138L264 139V131H262ZM65 139V138H64ZM87 139V138H86ZM145 139H148V138H145ZM179 139V138H178ZM192 139V140H191ZM197 139V138H196ZM262 139V140H263ZM169 141V140H168ZM179 141V140H178ZM177 141V142H178ZM187 141V142H186ZM228 140H226V142H227ZM264 141V140H263ZM150 142V141H149ZM194 141H192V143H193ZM223 142V141H222ZM255 142V141H254ZM254 142H252V143H254ZM259 141H257L256 142V144H253V145H259V144H257ZM67 143V142H66ZM225 143V142H224ZM237 143L241 146V148H242V150L243 149H246L247 151L248 150H251V149H253L252 148V145H251V139L250 138H245V139H243V140H240V139H237ZM170 144H172V143H170ZM194 144V143H193ZM226 144V143H225ZM68 145V144H67ZM107 146H108V143H106L105 145H103V147H102V149L105 151V149L107 148ZM154 146V145H153ZM227 146V145H226ZM157 147V146H156ZM196 147H197V145H196ZM223 147V146H222ZM44 148V147H43ZM160 148V147H159ZM169 148V147H168ZM190 148V147H189ZM254 148H255V146H254ZM102 149L100 148V147H98V146H95L94 145V149L91 151V152H88V153H86V156L88 157V159H90V160H92L93 162H95V160L97 159V157H103V151H102ZM150 149V148H149ZM192 149V148H191ZM191 149H188L189 150V152L190 153H188V154H185L184 156L182 155H180V157H177V158H175V159H173L172 160V157H170V156H165L164 157V159L162 160V164H164V165H161V167H157V165L159 164H157L156 165V163H155V166H152V167H150V168H148V169H145L142 165H137L134 169L137 171V172H139L140 174L141 173H144L145 175H148V173H150V179H151V185H154L155 183H158V184H166V183H168V180H170V178L168 177V175H170V174H173L175 171H177L180 175H179V180L177 181V183H179L181 186H184V184L185 183H188L191 187H192V190H193V192H196V191H194V189L195 188H197V187H200V186H208L209 184H211V185H213L214 184V181L217 179V180H222L223 181V184L225 185V184H228V185H231L232 187L233 186H236L237 185V182H235V183H232V181L229 179V175L231 174V173H233L234 172V170H238L239 172H240V178L239 179H241V180H244V179H249V180H253L254 179V171L251 169V167L250 166H248V168H246V164L247 165H249L247 162H245V161H251L252 159H253V157H254V153H255V149L252 151L253 152V156L251 157V160H247V157L246 156H240L239 157V160L238 161H236V162H234L232 165H230L229 164V161L227 160V161H225V159H227L226 157H225V159L223 160V161H221V163H219V161H216V162H212L210 159H208V157H203V159L202 160H200L199 162L198 161H196L195 163H192L191 161H190V158H192L191 157V153H194V155L197 153V152H199L200 151V149L199 148H197L198 149V151L197 152H195V145H194V149H193V152L191 151ZM169 150H171V148L169 149ZM245 151V150H244ZM54 154H55V162L57 163V164H65L66 162H65V159H63L62 158V155H61V153L59 152V150L58 149H55L54 151ZM45 153V152H44ZM112 153H113V151H112ZM200 153V152H199ZM199 153H197L196 155H198ZM189 154H190V156H189ZM212 154V153H211ZM240 154V153H239ZM262 154H264V151L262 152ZM196 155L194 156V157H196ZM206 155V154H205ZM219 155V154H218ZM155 156H156V154H155ZM212 156V155H211ZM169 157V158H168ZM211 158V157H210ZM77 159V158H76ZM176 159H178L179 160V163L177 164V161L178 160H176ZM212 159V158H211ZM218 159H219V156H218ZM153 160V159H152ZM230 160V159H229ZM135 161H138V159L137 160H135ZM167 163V164H166ZM219 163V164H218ZM94 164V163H93ZM131 163H127L126 165H124V168H128V167H130V166H132V165H130ZM224 164H226V165H228V166H225ZM256 165H258V164H256ZM67 166V165H66ZM257 167V166H256ZM255 167V168H256ZM258 167H259V165H258ZM258 167H257V170H258ZM92 168V167H91ZM108 170L109 169H111V170H116V168L114 167V165L113 164H111V166L110 167H108L107 168ZM148 171V172H147ZM258 171H260V170H258ZM129 172V171H128ZM128 172L127 171H124V179H126L129 183H130V180L129 179H127L128 177L131 179V177L130 176H128ZM263 172V171H262ZM261 172V173H262ZM102 173V172H101ZM114 173H115V171H114ZM235 173V172H234ZM264 173V172H263ZM263 173L262 174H260V175H262L263 176ZM87 175V174H86ZM258 175V174H257ZM101 176V175H100ZM99 176V177H100ZM103 176H104V173H103ZM122 176H123V174H122ZM87 177V176H86ZM98 177V178H99ZM102 178V177H101ZM256 178V177H255ZM123 179V180H124ZM148 179L149 178H147L146 179V182H145V184L147 185L148 184ZM238 179V180H239ZM260 179H262L261 177H260ZM83 180H85V179H83ZM137 181H138V179H136ZM97 181H99V179H97ZM254 182H255V180H253ZM140 182V181H139ZM172 182V181H171ZM248 182V181H247ZM254 182H251L250 184H254ZM131 183L132 184H136V183H134L132 180H131ZM173 183V182H172ZM259 183V182H258ZM86 184V183H85ZM72 185V184H71ZM228 185H226L222 190L223 191H225L226 189H228ZM86 186V185H85ZM253 186V185H252ZM72 187V186H71ZM105 187V186H104ZM103 187V188H104ZM17 188H18V186H17ZM200 188H202L203 190H205L207 187H205V188H203V187H200ZM235 188V187H234ZM94 189V188H93ZM158 190V189H157ZM179 190V189H178ZM209 190V189H208ZM221 190V191H222ZM250 190V189H249ZM116 191V190H115ZM68 192H69V190H68ZM120 192V191H119ZM179 192V191H178ZM242 192V194H243V191L241 190L240 192H239V194ZM245 192V191H244ZM249 192V191H248ZM248 192H245L246 194H248ZM3 193V192H2ZM92 193V192H91ZM110 193V192H109ZM219 193V192H218ZM244 193V196L246 195ZM182 194V193H181ZM236 194H237V191H236ZM235 194V195H236ZM242 194H240L239 195V197H237V203H241L242 201H243V195ZM158 195V194H157ZM169 195V194H168ZM198 195V194H197ZM202 195V194H201ZM140 196V195H139ZM229 196H231V195H229ZM247 196L248 195H246V199H247ZM175 197H176V195H175ZM174 197V198H175ZM199 198H198V201H199V203H198V205H196L194 208L195 209H193V208H190V209H188V211H190L189 213L191 214V213H193L192 215H190L191 216V223H192V225H191V228H195V227H198L199 225H200V223L202 222V220L198 217V216H203V214H205L206 213V207H205V205L203 204V200H202V198H200V196H198ZM241 197V198H240ZM110 198V197H109ZM79 200V199H78ZM98 200V199H97ZM104 200H105V198H104ZM120 200V199H119ZM155 200V199H154ZM210 200V199H209ZM164 201V200H163ZM169 201H170V199H169ZM207 201H208V199H207ZM259 199H258V201H256V200H253V199H251V200H249L248 201V203H246L245 205H243V207H242V209H239V208H236V212H238V214H247L248 213V215L247 216H245L246 218H249V217H251L250 215H251V213H252V208L255 206L257 209H258V211L260 212L261 210V206L259 205ZM121 202V201H120ZM172 202H174V201H172ZM244 202V201H243ZM163 203V202H162ZM161 203V204H162ZM190 203H192V202H190ZM132 205H133V202L131 203ZM173 204V203H172ZM171 203H170V205H172ZM209 203H207V205H208ZM131 205V206H132ZM142 205H144V204H142ZM187 205V204H186ZM263 205V204H262ZM79 206V205H78ZM167 206V205H166ZM239 206V205H238ZM170 207V209H171V206H169ZM107 208V207H106ZM147 208H148V206H146V205H144V206H141V211H142V213H144L145 212V210H147ZM231 208V207H230ZM72 209H73V207H72ZM170 209H168V213H169V210ZM192 210V211H191ZM126 212V211H125ZM134 212V211H133ZM211 212V211H210ZM68 214V213H67ZM213 214H215V213H213ZM264 214V213H263ZM70 215V214H69ZM119 215V214H118ZM167 215V214H166ZM255 215H256V213H255ZM257 216V215H256ZM215 217V216H214ZM135 218H138L137 216L135 217ZM238 218V217H237ZM170 219V218H169ZM231 221V220H230ZM263 221V220H262ZM148 222H149V219H148ZM204 222V221H203ZM259 222H261V220L259 221ZM258 222V223H259ZM134 223V222H133ZM257 223V224H258ZM84 224H86V222L84 223ZM87 225V224H86ZM135 225V224H134ZM133 225V226H134ZM142 225H144V226H146L145 224H143L142 223ZM231 224H229V226H230ZM88 228H89V226H87ZM87 227H85V229L87 228ZM137 227H139V226H137ZM181 227V226H180ZM204 227H206V226H204ZM208 227V226H207ZM228 227V226H227ZM255 227H257V225L255 226ZM254 228V227H253ZM257 228H259V227H257ZM257 228H256V230H257ZM75 229V228H74ZM121 229V228H120ZM260 229V228H259ZM105 230H107V229H105ZM144 230H148V228L147 227H144ZM181 230V229H180ZM182 230H184V229H182ZM202 230H203V227H202ZM201 230V231H202ZM254 230V229H253ZM86 231V230H85ZM114 231V230H113ZM131 231V230H130ZM166 231V230H165ZM164 231V232H165ZM185 231V230H184ZM198 231H199V229H198ZM235 231H237V229L235 230ZM263 232H258V233H264V229L262 230ZM128 230H125V229H123V230H121L120 232H118V233H120V234H122V238H121V240L123 241V244H124V247H122V248H125V250H129V251H133V248L135 247V246H133L132 247V244H133V241H134V237L132 236V233H134V230H133V232L131 233V236L128 234ZM203 232V231H202ZM257 232V231H256ZM125 233H127V237H126V240L124 241V234ZM166 233L167 232H165V238H166ZM186 233V232H185ZM184 232L182 233L183 235L185 234ZM200 232H198V234H199ZM206 233H208V232H203V236H205L207 239H209L208 238V236L209 235H211V234H209V235H207ZM87 234V233H86ZM160 234V233H159ZM197 233H195V235H196ZM150 235V234H149ZM148 235V236H149ZM182 235V236H183ZM207 235V236H206ZM239 235V234H238ZM259 235V234H258ZM88 236V235H87ZM147 236V238H146V240H148V237ZM161 236L162 237H164V235H162L161 234ZM180 237L181 239L183 238V237ZM200 236H202V235H200ZM202 236V237H203ZM237 236V235H236ZM244 237H242V236H240V240L239 241H241V239H243V238H245V234L243 235ZM242 237V238H241ZM248 237V236H247ZM246 237V240L250 237H248L247 238ZM116 238V237H115ZM155 238H157V237H155ZM164 238V239H165ZM200 238V237H199ZM205 238V242H207V239ZM257 238H258V236H257ZM261 238L263 239V237L261 236ZM99 239V238H98ZM258 239H260V238H258ZM258 239H257V241H258ZM131 240V241H130ZM193 240V239H192ZM83 241V240H82ZM121 241V242H122ZM153 241V240H152ZM181 241V240H180ZM201 241H202V239H201ZM200 241V242H201ZM238 241V242H239ZM3 242V241H2ZM121 242L119 243V244H121ZM155 242H157V240L155 241ZM154 242V243H155ZM261 241H259V243H260ZM145 243V242H144ZM162 243H163V241H162ZM197 243V242H196ZM199 243V242H198ZM202 243H203V241H202ZM255 243L257 244V242L255 241ZM107 244H108V246H106L107 248H109V251H111V252H113L114 251V243L111 241V240H109L108 242H107ZM156 244V243H155ZM154 244V245H155ZM99 245V244H98ZM134 245H137V243L134 241ZM198 245V244H197ZM199 245H201V244H199ZM205 245H207L206 243H205ZM220 245V244H219ZM251 245H252V243H251ZM253 245H255L254 243H253ZM79 246H81V244L79 245ZM178 246H180V244L178 245ZM78 247V246H77ZM92 247V246H91ZM156 247V246H155ZM198 247V246H197ZM197 247H196V250H197ZM200 247V246H199ZM206 247V246H205ZM240 247V246H239ZM117 248V247H116ZM92 249V248H91ZM192 249V248H191ZM190 249V250H191ZM249 249H251V247L250 248H248V250ZM261 249V248H260ZM93 250V249H92ZM96 250V249H95ZM145 250V249H144ZM195 250V251H196ZM221 250V249H220ZM247 250V249H246ZM245 250V251H246ZM256 250V249H255ZM120 251V250H119ZM129 251H127V252H129ZM193 251V250H192ZM191 251V252H192ZM194 251V252H195ZM260 251V250H259ZM99 252V251H98ZM179 252V251H178ZM249 252H251L252 253V251H250L249 250ZM255 252V251H254ZM93 252H91V254H92ZM125 253H126V251L124 252L123 251V255H125ZM138 253V252H137ZM143 253L144 254H147V253H145L144 251H143ZM248 253V252H247ZM114 254V253H113ZM121 254V253H120ZM126 254H128V253H126ZM227 254V253H226ZM243 254H245V253H243ZM249 254V253H248ZM112 255V254H111ZM133 255V252L131 253V256ZM136 255V254H135ZM173 255V254H172ZM171 255V256H172ZM218 255V253L216 254V256ZM228 255V254H227ZM250 255V254H249ZM252 255V254H251ZM256 255V254H255ZM258 255V254H257ZM256 255V256H257ZM92 256H93V254L91 255V259H92ZM120 256H122V255H120ZM134 256V255H133ZM137 256V255H136ZM144 256V255H143ZM69 257V256H68ZM113 257V256H112ZM155 257V256H154ZM248 257V256H247ZM110 258H111V256H110ZM114 258L115 257H113V260H114ZM119 258V257H118ZM122 258V257H121ZM195 258V257H194ZM196 258H197V256H196ZM241 258H243V257H241ZM250 258V257H249ZM257 258V257H256ZM112 259V258H111ZM253 260L252 261H254V260H256V259H254V258H252ZM258 259V258H257ZM105 260V259H104ZM106 260H107V257H106ZM113 260H111L112 262H113ZM122 260L124 261V259L122 258ZM162 260V259H161ZM217 260V259H216ZM215 260V261H216ZM221 260H223V258L221 259ZM233 260V259H232ZM193 261H195L194 259H193ZM106 262V261H105ZM230 262H233V261H230ZM229 262V263H230ZM236 262V261H235ZM89 263H90V261H89ZM140 263V262H139ZM145 263V262H144ZM167 263V262H166ZM193 264H194V262H192ZM191 263V264H192ZM228 263V264H229ZM247 263H248V261H247ZM250 263V262H249ZM248 263V264H249ZM254 263V262H253ZM67 264H68V262H67ZM87 264V263H86ZM103 264H105V263H103ZM122 264H125L124 262H122ZM126 264H127V262H126ZM132 264V263H131ZM142 264V263H141ZM147 264H149V263H147ZM189 264V263H188ZM221 264V263H220ZM237 264V263H236Z\"/></svg>",
  "mask_w": 264,
  "mask_h": 264
}]
</instances>
